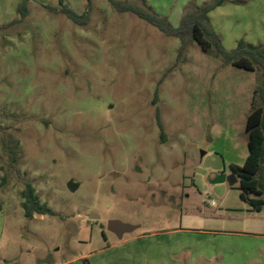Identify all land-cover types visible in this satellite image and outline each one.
Listing matches in <instances>:
<instances>
[{"label": "rangeland", "instance_id": "rangeland-1", "mask_svg": "<svg viewBox=\"0 0 264 264\" xmlns=\"http://www.w3.org/2000/svg\"><path fill=\"white\" fill-rule=\"evenodd\" d=\"M118 1L178 28L212 0ZM209 16L227 51L264 45V0ZM181 46L108 0H0V264H264V212L212 183L249 156L261 73ZM27 183L55 216L25 218Z\"/></svg>", "mask_w": 264, "mask_h": 264}, {"label": "trees", "instance_id": "trees-1", "mask_svg": "<svg viewBox=\"0 0 264 264\" xmlns=\"http://www.w3.org/2000/svg\"><path fill=\"white\" fill-rule=\"evenodd\" d=\"M119 12H129L140 19L148 22L163 34L181 40L180 54L185 51L186 39L191 36L201 47L203 52L209 54L216 51V56L236 68L250 72L261 73V85L255 91V98L252 110L247 118L246 132L249 138V156L242 166L231 165L232 172L236 175L240 184V198L256 212H264V45L248 44L240 40L232 51H227L222 44L219 35L214 31L210 21V14L217 8L225 6L230 0H212L202 7L191 9L183 17L180 26L175 28L166 17L160 16L147 6L141 8L129 2L108 0ZM18 11L22 18L28 15L27 2H23ZM61 13L65 14L76 24L88 20V16H79L67 6H64ZM211 38L212 41L208 39ZM158 95V92H156ZM159 127L162 131L164 126L161 123L160 115L157 113ZM11 162H15V153L10 150ZM24 216L32 220L36 214L41 216H55V212L47 203L41 201L31 183L25 185L22 192ZM1 209V206H0Z\"/></svg>", "mask_w": 264, "mask_h": 264}, {"label": "water", "instance_id": "water-1", "mask_svg": "<svg viewBox=\"0 0 264 264\" xmlns=\"http://www.w3.org/2000/svg\"><path fill=\"white\" fill-rule=\"evenodd\" d=\"M229 183L231 186H234L238 182V178L235 174L227 177L225 175L218 176L212 183L220 184V183ZM138 227L122 224L117 221H111L108 225V230L116 235L119 239H121L125 234L132 233L136 231Z\"/></svg>", "mask_w": 264, "mask_h": 264}, {"label": "crops", "instance_id": "crops-1", "mask_svg": "<svg viewBox=\"0 0 264 264\" xmlns=\"http://www.w3.org/2000/svg\"><path fill=\"white\" fill-rule=\"evenodd\" d=\"M82 259H74V260H71L69 262H66V263H61V264H82Z\"/></svg>", "mask_w": 264, "mask_h": 264}]
</instances>
